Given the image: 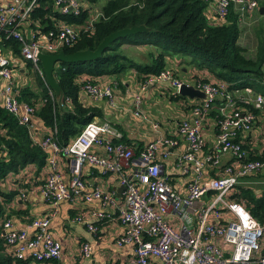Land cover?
I'll list each match as a JSON object with an SVG mask.
<instances>
[{"label": "built area", "instance_id": "obj_1", "mask_svg": "<svg viewBox=\"0 0 264 264\" xmlns=\"http://www.w3.org/2000/svg\"><path fill=\"white\" fill-rule=\"evenodd\" d=\"M205 2L215 19L222 22L234 10L237 21L244 23L264 6V0ZM40 8L49 10L44 16L53 21V27H46L40 17L34 16ZM84 12L85 19L78 23L58 17L80 16ZM101 15V9L87 0H0V102L27 127L31 139L48 152L45 175L37 189L42 200L52 206L49 212L33 216L19 228L14 226L11 217L3 218L0 225L7 252L20 260L60 258L61 243L49 228L50 219L56 215L61 201L81 199L99 203L98 207L91 208L88 218L75 217L77 221L84 218L91 232L97 231V221L113 218L107 205L117 204L115 217L122 230L116 241L119 245H131L133 264H264V222L251 213L244 199L231 197L243 177L264 169V158H249L248 149L238 138L255 124L256 113L237 105L227 81L201 76L185 81L166 65L156 75L140 79V91L149 83L159 82L178 94L181 84L185 83L202 90L205 97L190 104L189 114L177 123V135L159 134L139 153L123 140L122 132L110 120L99 115L88 120L66 144L58 142L56 126L36 137L39 118L35 111L44 99L20 98V88L33 81L26 76L29 73L26 63L45 80L39 53H54L72 45L82 32L94 29ZM12 41L19 44L18 51ZM77 82L91 101L105 99L109 105L116 106V79L82 74ZM34 89L38 90L35 86ZM243 89L250 93L245 100L247 104L264 107L263 93L253 91L251 86ZM48 93L55 97L49 86ZM218 100L214 141L204 150L203 121ZM141 102L142 96L137 92L131 107L135 115H143ZM152 125L157 127L155 122ZM180 139L185 145L175 153L169 171H178L184 191L172 183L164 162V158L174 154ZM59 156L72 160L76 167L68 180L61 175ZM224 156H230L231 161L222 165ZM87 164L97 167L101 173L119 176L123 185L121 205L103 186H88L80 170ZM208 168L214 175L205 179ZM208 193L209 199L203 200ZM168 212L176 215L178 226L165 217ZM212 217L220 220L213 221ZM92 252L89 240L80 243V258L89 259Z\"/></svg>", "mask_w": 264, "mask_h": 264}, {"label": "trees", "instance_id": "obj_2", "mask_svg": "<svg viewBox=\"0 0 264 264\" xmlns=\"http://www.w3.org/2000/svg\"><path fill=\"white\" fill-rule=\"evenodd\" d=\"M87 1L95 3L98 0ZM205 8V0H105L100 8L102 15L95 22L94 29L82 32L72 45L64 46L66 52L95 48L106 34L122 27L144 24L148 30L116 38L95 59L58 62L53 73L66 98V109L58 108L56 98L48 93V86L40 75L36 76L40 89H34L37 85L33 79L31 84L20 88V98L29 101L42 97L44 100L38 104L35 116L49 129L56 126L58 142L66 144L94 115H101L98 106L86 104L80 98L77 77L82 74L92 77L115 75L121 86V74L131 71L141 80H146L165 67L166 57L177 55L188 65L206 69L214 77L228 81L230 89L251 86L264 94V37L260 39L255 55H250L238 39L241 29L237 14L230 10L222 23L213 25L206 19ZM47 11L40 8L34 16L40 17L46 27H53V21L44 16ZM58 17L78 23L85 19V12L80 16L68 14ZM125 44L141 48L144 54H131L124 48ZM12 45L18 51L19 44L12 41ZM26 65L29 66V62ZM169 89L173 97L185 96L181 93L174 96L173 89ZM242 107L258 112L252 104L246 103ZM216 113L214 105L212 114ZM47 156L48 152L31 139L27 127L20 124L0 102V220L5 214V204L18 193L17 189L6 191L3 188L5 176L9 172L20 171L30 163L36 164L39 169L45 167ZM248 157L264 158L263 154H249ZM231 197L244 199L251 213L264 222V192L256 196L250 188H242L241 192L233 193ZM44 261L58 262L57 259ZM28 262L29 259H15L7 252L0 225V264Z\"/></svg>", "mask_w": 264, "mask_h": 264}, {"label": "crops", "instance_id": "obj_3", "mask_svg": "<svg viewBox=\"0 0 264 264\" xmlns=\"http://www.w3.org/2000/svg\"><path fill=\"white\" fill-rule=\"evenodd\" d=\"M234 11V10H233ZM235 12V11H234ZM236 13V12H235ZM237 14V13H236ZM206 19L209 23L217 25L222 23L212 15L208 7L205 8ZM249 18V17H248ZM264 19V14L261 11L257 15L246 22L251 23L255 20ZM166 66L172 68L174 73L185 81L191 82L194 78L201 76L206 79H216L206 69H199L188 65V63L179 56L166 57ZM187 67V68H186ZM116 79L115 75L104 76V79ZM121 86L117 84L114 87V96L117 102L116 106H111L105 99L100 101H91V99L81 90L79 91L80 98L86 104H94L101 109L100 117H104L112 122L123 134V140L133 147L136 153L147 144L148 141L154 139L159 134L177 135L178 121L187 116L190 110V104L197 102L201 97H173L167 85L162 83H149L145 89L140 91V77L135 72H126L121 74L119 79ZM228 82V81H227ZM229 83V82H228ZM253 88V87H252ZM257 92H261L253 88ZM137 92L142 96L141 112L143 115H135L132 111V102L134 94ZM231 92L237 99V105L243 106L245 100L250 96L243 88H232ZM262 93V92H261ZM55 95V94H54ZM174 96H177L174 94ZM220 101V100H219ZM217 102V101H216ZM216 102L210 107L203 123V137L205 140L204 150L211 147L216 133V114L212 111ZM59 109H66L68 104L57 102ZM218 111V109H217ZM256 113V112H255ZM39 118V117H38ZM157 123L154 128L152 123ZM48 127L39 119L36 121V137L40 138ZM247 146L249 154L262 155L264 150V107L258 108L256 113L255 124L252 128L238 136ZM185 141L180 139V143L174 147V154H170L168 158H164L166 168L171 177L172 183L181 191H184V183L178 171H169L173 166L175 153L182 150ZM231 161L230 156H224L221 164H226ZM61 165V175L65 180H68L73 171L76 170L72 160L59 156ZM82 177L87 182L88 186H103L107 192L112 193L114 200L122 204L123 185L120 183L119 176L115 173H101V171L90 165L81 167ZM45 175V167L40 169L34 163L26 165L23 169L17 172H9L3 179V188L6 191L17 189L18 193L13 199L5 204L4 217H11L14 226L23 227L33 216H42L52 209V206L43 201L39 190L37 189ZM214 171L208 168L205 179L211 178ZM264 175V169L255 174L243 177L233 190L234 193L241 192L242 188H250L256 196H260L264 192V179H260ZM209 193L203 197V200L209 199ZM230 198V197H229ZM1 199V196H0ZM243 200V199H242ZM98 201L87 203L81 199L75 201L63 200L58 205L56 215L50 219L49 228L53 235L60 241L62 247L61 257L57 259L56 264H133L132 247L130 244L119 245L117 237L121 232V225L116 219L117 204H108L107 209L111 211L113 218L102 219L97 221L98 229L96 232H91L86 226V220L83 218L77 221L75 217L82 215L88 218L91 208L98 207ZM165 217L176 227V215L166 213ZM2 218V220H3ZM0 220V223L1 221ZM213 221H219L220 218L212 217ZM224 220V218H222ZM84 240H89L93 245V252L89 259H83L79 256L80 243ZM115 263V261H117ZM27 264H52L46 261L30 260ZM55 264V262H54Z\"/></svg>", "mask_w": 264, "mask_h": 264}, {"label": "water", "instance_id": "obj_4", "mask_svg": "<svg viewBox=\"0 0 264 264\" xmlns=\"http://www.w3.org/2000/svg\"><path fill=\"white\" fill-rule=\"evenodd\" d=\"M261 11L264 12V6H261ZM145 30H148V28L144 24L122 27L106 34L95 48L87 47L84 49L75 50L73 52H66L64 49H60L54 53L40 52L39 59L43 68L46 84L53 90L57 102L60 105L65 102L63 90L58 81L55 79L53 73L55 64L57 62H73L95 59L99 57L104 49L107 48L108 45L116 38ZM179 93L182 95H188L189 97H205V94L202 90L194 87L193 85H187L185 83L181 84Z\"/></svg>", "mask_w": 264, "mask_h": 264}, {"label": "rangeland", "instance_id": "obj_5", "mask_svg": "<svg viewBox=\"0 0 264 264\" xmlns=\"http://www.w3.org/2000/svg\"><path fill=\"white\" fill-rule=\"evenodd\" d=\"M105 2V0H98L95 3H92L94 7L101 8V5ZM239 23V22H238ZM240 25V35H239V42L247 48V53L250 55H255L258 43L262 37H264V19L262 20H255L251 23L244 22V23H239ZM126 47V48H125ZM125 49H128L131 54L137 55V56H142L144 54V51L141 50V48L133 47L128 44L124 45ZM140 49V50H139ZM27 72L26 76H30L31 79H35V83L37 86L36 88L40 89V86L38 85L37 82V73L35 70L32 69V67L27 66ZM264 179V175L260 178ZM264 188V187H263ZM115 261V263H117Z\"/></svg>", "mask_w": 264, "mask_h": 264}]
</instances>
